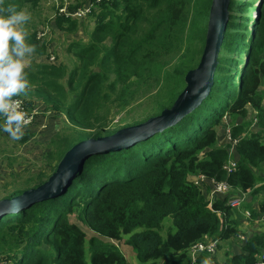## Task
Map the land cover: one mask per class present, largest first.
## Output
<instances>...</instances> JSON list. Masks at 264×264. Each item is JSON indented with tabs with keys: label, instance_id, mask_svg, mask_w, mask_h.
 <instances>
[{
	"label": "trees",
	"instance_id": "obj_1",
	"mask_svg": "<svg viewBox=\"0 0 264 264\" xmlns=\"http://www.w3.org/2000/svg\"><path fill=\"white\" fill-rule=\"evenodd\" d=\"M43 1L0 0V7L15 5L33 12ZM251 2L230 0L213 84L200 105L175 124L130 146L89 155L60 195L3 214L0 264H91L88 248L92 264H129L116 243L124 235L140 264L160 260L191 264V247L209 239L220 240L217 250L224 243L240 248L234 253L228 248L221 264L260 261L263 222L251 232L243 224L244 219L251 224L264 214V194L259 207L248 202L243 209L227 204L234 193L249 191L255 196L264 191V173L260 174L264 163V0H255L253 9L259 11L249 30L251 15H246ZM89 3L86 18L94 21V27L88 40L74 39L68 46L77 65L69 68L32 59L25 67L29 88L17 96L30 110L43 103L36 124L41 125L52 108L64 114L72 130L57 131L48 142L43 157L49 173L41 169L13 181L0 199L42 184L77 142L138 124L171 107L186 86V73L199 64L212 0H78L68 4V10ZM237 12L245 13L238 16ZM81 24V19L57 13L52 26L72 34ZM26 34L27 42L35 46L33 58L49 54L50 39H40L36 26ZM111 103L127 112L121 119L124 125L109 132L98 130L95 135L92 130L86 133L103 121L111 123L104 112ZM53 125L50 121L45 131ZM228 128L238 139L233 154L232 143L219 140L220 129L225 133ZM25 134L23 141L30 137ZM234 159L236 169L228 171L225 165ZM197 173L226 180L232 190L217 195L210 206L211 187L195 183L192 177ZM246 209L253 218L245 217ZM169 215L176 231L164 237L160 229ZM85 226L93 232L88 248ZM240 234L246 239H240ZM207 256L206 251L198 254L195 264Z\"/></svg>",
	"mask_w": 264,
	"mask_h": 264
},
{
	"label": "rangeland",
	"instance_id": "obj_2",
	"mask_svg": "<svg viewBox=\"0 0 264 264\" xmlns=\"http://www.w3.org/2000/svg\"><path fill=\"white\" fill-rule=\"evenodd\" d=\"M68 1L69 4H73L76 3L78 0H67V2ZM79 1H83L85 3L89 2V0H79ZM257 2L259 3L260 0H257ZM59 5L60 2H57L55 0H44L38 10L33 12H29L25 10L27 13L30 14V20L27 21L25 24V31L32 30L34 26L37 27V31L40 30L41 28L48 29L49 32L44 38L50 39V44H51L49 48V54L44 55L42 58H33L32 54L27 56L25 58L26 66H29L31 64L32 59H37V62L42 61L46 63H54L57 65L65 64L69 68H73L77 65L78 61L75 57L73 58V53L72 52L70 53L68 51V46L70 42L74 39L81 40V42L87 41L89 37V33L94 27V21H87L88 18L86 17H84L85 19L80 18L82 24L80 25L78 31L72 34H66L52 26L55 16L57 15V13L55 12V7ZM255 5H256L255 0H252L250 13L246 15L248 17L251 15L247 21L249 30L252 24V17L256 12V10L253 9ZM237 13H239L238 16H241L240 13L244 14L245 12H237ZM85 20L86 22L85 24H83ZM86 24L87 27L85 26ZM245 52H247V50L242 52L243 53L242 57H244ZM51 56H55V59H51ZM261 89L264 90V82L261 86ZM44 107L45 106L43 105V103L36 105V109H35L36 115L34 117V121L26 126V129H30V131L24 132V135H26L25 133L30 135L28 139L24 141L21 140L24 136L23 135L20 140H12L7 133L0 131V196L5 194L6 187L10 190L13 181L20 182L30 174H35L41 169H46V172L49 173L50 169L46 167V163L43 157V153L47 148L48 142L56 134L57 131L70 132L72 130L70 123L66 120L64 114H60L59 112L54 111L52 108H48L49 109L48 112L45 113L46 118L42 121V123L43 122L46 123V126L44 127L41 126L40 124H36V116L39 113L38 110H43ZM143 107L140 108L138 112H142V110L144 109ZM104 112L108 113L107 118H110L112 120L111 123L109 125H107L108 123H102L96 129L87 128L86 133H89L92 130L91 133L95 135V132L98 130L110 131V129L112 128H116L118 126L124 125L125 121H121V119L127 116V112L119 109L116 104L113 103L109 104L108 107L106 106V108H104ZM248 118H251V116H249ZM225 120L229 123L228 117H226ZM50 121H54L55 126L53 125L51 126L50 129L45 131ZM101 122H99V124ZM122 128L124 127H119L118 130ZM221 130L222 129H220L219 131L221 136L219 140L220 142H225V138H227V135L226 133H223V131ZM113 133L111 134L105 133L102 136H98V137L109 136L112 135ZM94 139L96 138L94 137ZM230 152L233 153L232 150ZM10 162L12 164H10ZM262 169L264 170V163L262 165ZM260 171H261L260 174L264 173L262 170ZM263 194H264L263 191L262 193L256 194L255 196H251L249 194L248 203H251L254 207H259L261 199L263 198L262 197ZM243 206L244 205L242 204L239 208L243 209ZM246 210H248L251 213L250 209H246ZM250 217L253 218L252 214L250 215ZM244 223L246 224L245 230L247 232H251L254 231V229L258 228L260 222L259 223L253 222L250 224L248 219L246 220L244 219ZM85 230L87 232L86 248H88L90 245L89 239L92 237L93 232L91 230H88L86 226H85ZM175 231H176V225L174 223L173 217L169 215L166 218H164L160 232L165 237L170 232L174 233ZM127 236L128 235H124L122 242L117 241L116 243L118 244L120 250H122V252H124V254L126 255L129 264H140V261L138 260L136 252L133 249V247L129 244H126L125 242ZM228 248H230V252L232 249L233 253L240 250L239 247L236 246L232 247L230 244H226V243L222 244L221 247L218 249L217 260H215L214 258L213 264L214 263L221 264V260L223 259V256ZM90 252L91 251H89L88 248L87 260L89 263L92 264V257H91L92 252L91 253ZM162 263H165V260H160L159 264Z\"/></svg>",
	"mask_w": 264,
	"mask_h": 264
},
{
	"label": "water",
	"instance_id": "obj_3",
	"mask_svg": "<svg viewBox=\"0 0 264 264\" xmlns=\"http://www.w3.org/2000/svg\"><path fill=\"white\" fill-rule=\"evenodd\" d=\"M229 5L230 0H212L205 45L199 64L186 73V86L171 107L164 108L160 114L138 124L124 127L112 135L77 142L65 153L56 171L42 184L11 198L0 199V217L8 212H15L36 202L60 195L75 176V169L81 166L89 155L130 146L175 124L199 106L209 94L213 84L214 72L229 19Z\"/></svg>",
	"mask_w": 264,
	"mask_h": 264
},
{
	"label": "clouds",
	"instance_id": "obj_4",
	"mask_svg": "<svg viewBox=\"0 0 264 264\" xmlns=\"http://www.w3.org/2000/svg\"><path fill=\"white\" fill-rule=\"evenodd\" d=\"M29 20L30 14L15 5L0 7V131L12 140H20L31 121L14 99L29 88L25 58L35 51L26 40L25 24ZM200 264H211V259L201 258Z\"/></svg>",
	"mask_w": 264,
	"mask_h": 264
},
{
	"label": "built area",
	"instance_id": "obj_5",
	"mask_svg": "<svg viewBox=\"0 0 264 264\" xmlns=\"http://www.w3.org/2000/svg\"><path fill=\"white\" fill-rule=\"evenodd\" d=\"M55 1L60 2V5L57 6L58 14H65L73 18H78V19L84 18L86 17L88 12H90V9H91V3H89V4H85L82 7L77 8L74 11H70L68 10L69 1L68 2L67 0H55ZM48 32H49L48 29L41 28L40 30H38V37L40 39H43L48 34ZM51 59H55V56H51ZM14 99L17 100L21 108L31 117L30 123H32L36 115V110H35L36 108L30 110V108L26 105V103H24L23 99L18 98V97ZM38 116L39 115L36 116V120L38 119ZM41 126L45 127L46 123L43 122ZM25 130H27L26 127L24 131ZM225 133L227 135V138H226L227 142L230 144L232 143V146L230 147V151L232 150L233 153H235L236 151L234 147L238 139H235L232 137L231 128L226 129ZM233 153L230 152V154H233ZM234 160H231L229 165H225V168L228 169V171L236 169L237 162L236 160L235 161ZM192 178L195 181V183H197L199 186H202L203 184L204 185L208 184L211 187L210 191L208 192V199L210 202V206H212V203L215 200V197L217 195H225V194L230 193V191L232 190V185L226 180H217L216 178H213V177L209 178L201 173H197L196 175H193ZM249 194H250L249 191L234 193L233 195L229 196L227 204L231 206L232 208L240 209L239 207L242 204H244L245 202H248ZM244 212H245L246 218H251L250 217L251 213L248 210H245ZM255 222L256 223L263 222V226H264V214L261 215L259 218H257ZM239 236H240L239 238L242 240L246 239L245 234H240ZM219 242H220L219 239H209L208 241H200L198 243H195L190 249L191 250V264H193V261H196L197 255L204 251L208 253L207 257L211 259V264H212L213 258L215 257V254L217 252V244H219ZM209 248H211V251H209ZM260 258L261 259L257 264H264V254H262Z\"/></svg>",
	"mask_w": 264,
	"mask_h": 264
},
{
	"label": "crops",
	"instance_id": "obj_6",
	"mask_svg": "<svg viewBox=\"0 0 264 264\" xmlns=\"http://www.w3.org/2000/svg\"><path fill=\"white\" fill-rule=\"evenodd\" d=\"M85 22H86V20L83 22V24H85ZM262 171H264V170H262ZM208 185V184H207ZM264 192V191H263ZM262 197H263V195H262ZM244 215H245V212H244ZM246 216V215H245ZM250 222V221H249ZM243 226L245 227L246 226V224L244 223L243 224ZM258 226V225H257ZM218 253V250H217V252H216V254Z\"/></svg>",
	"mask_w": 264,
	"mask_h": 264
},
{
	"label": "bare ground",
	"instance_id": "obj_7",
	"mask_svg": "<svg viewBox=\"0 0 264 264\" xmlns=\"http://www.w3.org/2000/svg\"><path fill=\"white\" fill-rule=\"evenodd\" d=\"M110 150V149H109Z\"/></svg>",
	"mask_w": 264,
	"mask_h": 264
}]
</instances>
